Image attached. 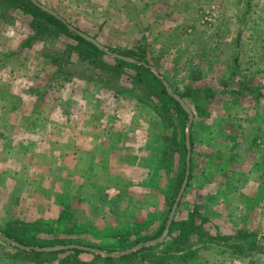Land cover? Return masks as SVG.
I'll use <instances>...</instances> for the list:
<instances>
[{
    "label": "rangeland",
    "instance_id": "1",
    "mask_svg": "<svg viewBox=\"0 0 264 264\" xmlns=\"http://www.w3.org/2000/svg\"><path fill=\"white\" fill-rule=\"evenodd\" d=\"M38 1L110 53L144 50L171 92L194 89L193 178L174 221L203 230L143 247L161 245L152 260L120 259V243L167 226L187 172L180 122L125 71L63 58L66 38H37L0 0V228L88 249L37 262L0 239V264H264V168L243 138L264 129V0Z\"/></svg>",
    "mask_w": 264,
    "mask_h": 264
},
{
    "label": "trees",
    "instance_id": "2",
    "mask_svg": "<svg viewBox=\"0 0 264 264\" xmlns=\"http://www.w3.org/2000/svg\"><path fill=\"white\" fill-rule=\"evenodd\" d=\"M4 7L10 12L18 13L27 20L29 30L32 31L37 38L52 43L57 44L62 38H66V51L62 54V57L71 58L72 56L78 57L80 60L87 62L89 65L99 67V68H109L111 70L125 71L135 85L139 86V90L143 93L150 92L157 100L159 106L163 110L164 114L168 115L170 119L179 120L180 122V134L182 133V140L177 141V154L181 161L185 162L188 154V149L186 146V126L189 119V114L185 111L181 103L170 94V90L166 85V81L161 79L155 72L153 67L147 61V55L145 51H135L129 50L121 53H110L105 52L93 42L87 40L76 31L72 30L70 23L59 13L54 15V13L45 11L40 5L44 6L38 0H1ZM37 2L40 4L38 5ZM85 34V33H84ZM87 35V34H85ZM88 36V35H87ZM112 54L118 55L121 58L113 57ZM110 59L114 65L107 63L105 59ZM122 58L132 59L134 62L125 61ZM169 83V81H168ZM181 100L186 103V98L191 97L194 94V89L189 87L186 92L180 93L179 90L173 92ZM191 148L193 149V141L191 142ZM186 168L182 169L176 176L174 183L171 188V196L169 208H172L177 194L180 190L181 185L184 182ZM192 172V170H191ZM193 178V173H190L189 186L191 185V180ZM182 204L179 205L181 207ZM171 211V209H170ZM164 227V226H163ZM164 230V228H163ZM203 226L196 225L195 223H189L187 221H174L170 228L169 236H172L175 232L177 233L172 238L175 241L189 240L192 236L198 235L202 232ZM162 232V231H161ZM0 239H8L7 242L14 250L24 253L31 254L34 256L37 262H42L43 256H58L64 254H73L77 257L81 254L87 253L85 250L74 248L70 250H61L56 252H41L37 248L45 247H57L66 246L67 244L61 240L49 241L48 244L39 243L40 241L36 238V235L32 234L29 230L20 227L13 226L12 224H7L0 228ZM238 239L241 241H247L251 238V235H247L245 232L240 231L237 234ZM156 239L154 238H144L136 239L133 243L122 242L120 243V249L122 251L128 250L137 246L143 242H148ZM14 244H18L14 245ZM75 245V244H74ZM78 246V245H75ZM161 245L151 248H142L136 253L127 254L121 256V260H133L138 258L140 255L144 259H153L152 253L158 249ZM106 260L111 261V258H106Z\"/></svg>",
    "mask_w": 264,
    "mask_h": 264
},
{
    "label": "water",
    "instance_id": "3",
    "mask_svg": "<svg viewBox=\"0 0 264 264\" xmlns=\"http://www.w3.org/2000/svg\"><path fill=\"white\" fill-rule=\"evenodd\" d=\"M37 4L40 5L38 2H37ZM40 7H42L45 11L52 12L48 8H46L45 6L40 5ZM52 13H54V12H52ZM54 15H57V14L54 13ZM72 30L76 31L74 28H72ZM77 32H78V34H80L81 36L86 38L87 40L93 42L95 45H97L99 48H101L105 52H107V53L109 52L103 45H101L95 39L85 35L82 32H79V31H77ZM112 56L121 58L120 56L115 55V54H112ZM122 59H124L125 61H128V62H134L132 59H129V58H122ZM166 85H167V83H166ZM170 94L173 95L181 103V105L183 106L185 111L189 114L190 121H192L193 120V114H192V111L190 110V108L186 105V103L183 100H181L177 95H175L173 92L170 91ZM186 146H187V149H188V154H187V158H186V164H187L186 176H185L183 185L181 186L180 192H179V194H178V196L176 198V201L174 203V206H173L171 214H170L169 221L167 223V226H166L162 236L158 240H152V241L147 242L145 245H137L135 248L122 251L120 256L127 255V254H132L134 251L140 250L143 247H149V246H152V245L160 244L168 237L169 232H170V228H171V225H172V223H173V221L175 219V215H176L177 209L179 207L180 201H181V199L183 197V194H184L185 189H186V187L188 185V182H189L190 166H191V149H192L191 148L190 128H188V130L186 131ZM0 236H1V234H0ZM4 239H5V241L11 243V241H9L8 239H6V238H4ZM14 245L18 246V244H14ZM74 248L82 249V250H85V251L88 250L87 248L80 247V246H57V247H47V248H44V249L37 248V250L41 251V252H56V251H61V250H70V249H74Z\"/></svg>",
    "mask_w": 264,
    "mask_h": 264
},
{
    "label": "crops",
    "instance_id": "4",
    "mask_svg": "<svg viewBox=\"0 0 264 264\" xmlns=\"http://www.w3.org/2000/svg\"><path fill=\"white\" fill-rule=\"evenodd\" d=\"M237 136L239 138L242 135H235L234 140L237 139ZM238 138V139H239ZM243 138L246 142H248V145L246 146L249 149V159H250V167L254 169L256 166H263L264 168V159L261 157V152L264 149V129L257 127L256 129H249L247 133L243 135ZM249 139V140H248ZM255 154H257V157H255ZM253 178L251 182H253ZM249 198H254L252 195H248Z\"/></svg>",
    "mask_w": 264,
    "mask_h": 264
}]
</instances>
